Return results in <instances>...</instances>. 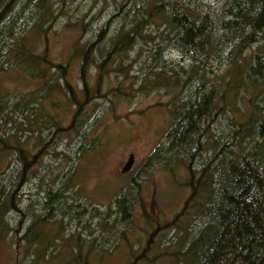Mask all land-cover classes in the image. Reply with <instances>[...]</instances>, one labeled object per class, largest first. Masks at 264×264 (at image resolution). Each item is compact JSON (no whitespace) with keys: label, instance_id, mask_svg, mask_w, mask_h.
I'll return each instance as SVG.
<instances>
[{"label":"trees","instance_id":"16d2710c","mask_svg":"<svg viewBox=\"0 0 264 264\" xmlns=\"http://www.w3.org/2000/svg\"><path fill=\"white\" fill-rule=\"evenodd\" d=\"M73 1L0 0V71L8 73L16 66L42 81L35 92L10 91L0 97V140L15 148L19 162L16 185L12 181L7 189V182L0 180V233L9 223L7 215L22 211V217L33 218L24 236L35 248L29 264H107L103 260L110 251L98 247L96 239L65 236L59 226L55 231L46 228L54 233L46 242L40 239V226H52L49 220L66 205L82 207L64 195L65 189L77 185L74 170L57 191L55 182H47L39 214L34 207L20 209L17 189L40 177V167H48L44 156L55 153L56 139L75 137L81 144L74 151L79 156L66 154L64 171L76 169V160L105 145L103 135L88 142L103 106L95 102L90 107L89 102L102 98L110 106L122 99L132 101V92L144 97L164 90L173 92L172 103L158 101L153 106L167 105L171 124L165 135L167 146L159 144L153 158L171 170L173 162H182L189 192L168 223L174 230V249L158 250V245L170 244L152 243L148 236L145 245L134 248L125 227L121 229V241L130 247L128 264H159L162 258L172 264H264V0H104L105 5L109 1L114 5L108 20L88 36L84 18L74 22H81L84 40H77L68 59L57 63L48 47L39 52L28 46L27 34L36 32L40 40L48 41L51 28L71 24L68 5ZM172 45L193 60L187 77L183 66L169 69L165 51ZM74 58L80 64L81 87L66 78ZM110 77L116 82L106 85ZM52 90L57 92L54 97ZM61 94L74 107L70 125L58 121V113L45 105L50 96L56 106L54 98ZM8 123L17 125L9 136L4 128ZM135 199L128 200L130 206ZM125 210L124 205L114 222L104 216L98 221L105 226L129 225L133 215L127 209L130 217H126ZM42 243L64 252L46 260Z\"/></svg>","mask_w":264,"mask_h":264},{"label":"rangeland","instance_id":"374dc122","mask_svg":"<svg viewBox=\"0 0 264 264\" xmlns=\"http://www.w3.org/2000/svg\"><path fill=\"white\" fill-rule=\"evenodd\" d=\"M68 6L70 7L68 12L71 14V24L66 21L64 24L61 22L51 28L48 41H45L44 38L40 40V36L36 32L28 33L26 38V44L37 48L39 52L48 47L49 56L57 63L68 59L73 44L77 40L80 38L82 41L84 40L81 22L77 25L74 22L82 21L80 18H84L83 23L87 24L89 28L86 35L88 36L93 33V30L104 24L114 10L113 2L109 1L108 5H105L104 0H74L69 2ZM23 23L22 20L18 23V29L22 28ZM165 55L169 62V69L178 70L180 66H183L186 71L183 76L187 77L193 60L175 45L167 48ZM8 70V73L0 71V97L5 98L10 91L29 93L40 89L42 82L40 79H34L30 75L22 73L16 66ZM79 72V60L74 58L66 78L70 83L81 87ZM115 82L116 80L110 77L105 84H115ZM55 93H57L55 90L50 91L52 97ZM132 94H134L132 101L122 99L115 105L109 106L108 103H104L102 98L88 103L90 107L95 102L103 104L100 108V117L93 123L94 129L89 131L91 135L88 138V142H90L103 135L102 142L105 145L101 149L94 147L93 150L75 161L76 169L64 171L63 168L68 163L66 154L71 153L74 157L79 156L80 153H74V151L78 150L81 144L76 142L75 137L73 139L71 137L58 138L52 144L57 147L55 153L44 156V164H47L48 167H40V177L18 187L17 196L21 199L20 209L26 210L34 207L35 213L39 214L40 208L44 204L42 198L46 196L43 188L46 186L49 188L48 184L55 182L52 186L57 191L61 188L62 183L67 181L68 174L72 170L75 172L77 185L65 189L64 195L69 203L72 202L71 200L77 199L82 207L77 210L76 206L69 208L66 205L59 216L49 220L52 226L42 224L38 231L43 242H46V238L54 235V233H49L46 228H53L55 231L59 226V231L63 232L65 236L74 233L85 238L88 242L91 239H96L94 243L98 247L105 246L109 249L111 256H105L103 260L107 264H128L129 258H131L128 256L130 247L121 241V229L124 227L125 232L129 234L127 240L131 241L132 239L134 248L145 245L148 237L153 240L152 243L163 241L170 244L169 246L158 245V250L175 248L174 230L171 231L168 223L181 209L188 195L189 188L183 183L187 169L179 160H176V164L172 163L174 169L171 170L153 158V153L159 144L167 146L165 135L171 124L169 107L153 105L158 101H164L166 104L172 103L173 92L165 93L164 90H161L151 96L144 97H137L136 92H132ZM35 96L36 93H33L31 98ZM45 99L46 107H52V110L58 113V121L70 125L74 107H70L66 97L61 94L54 98L56 106L51 104L50 96ZM44 113L48 114L46 108ZM17 120L21 122L20 118ZM15 126L17 125L12 123L4 126L8 136L13 134ZM22 139H25V136ZM25 147L31 155V143L27 142ZM16 155L14 147H6L0 140V180L7 182L9 185L7 189L10 188V182L14 181L16 185L18 181L19 162L15 159ZM131 158L133 161L127 167ZM58 166L62 169H59ZM133 180L134 184L131 185ZM124 188L128 190L126 191ZM135 196L137 197L135 205L130 206L128 200L134 199ZM93 205H97V208L95 209ZM124 205L125 216L133 215L129 225L117 223L115 227L105 226L103 222L98 221V217L104 216V219L109 218L110 222H114L121 212L120 208H123ZM109 207L112 209L110 210ZM127 209L131 210L130 214ZM21 212L13 211L7 215L9 223L5 231L0 233V236L3 237V241L0 242V264H29L28 256L35 251V248L24 239L25 233L32 223V215L22 217ZM35 220L38 221L39 217ZM55 241L61 243L62 238H56ZM42 246L46 247L41 250L45 252L46 260L52 254L58 252L60 256L64 252V249L58 250L53 245L48 248L47 244L42 243ZM87 248L84 246V252L89 254L90 251ZM87 259L90 261L91 257ZM160 262L159 264H172L171 260L167 258H162Z\"/></svg>","mask_w":264,"mask_h":264},{"label":"water","instance_id":"95a60500","mask_svg":"<svg viewBox=\"0 0 264 264\" xmlns=\"http://www.w3.org/2000/svg\"><path fill=\"white\" fill-rule=\"evenodd\" d=\"M132 161H133V159L131 158V161H130V163L127 165V167L132 163Z\"/></svg>","mask_w":264,"mask_h":264}]
</instances>
